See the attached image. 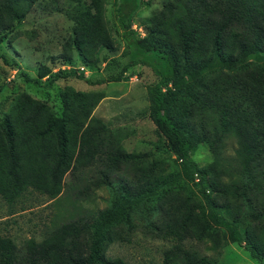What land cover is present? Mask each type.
Returning a JSON list of instances; mask_svg holds the SVG:
<instances>
[{"label":"trees","instance_id":"obj_1","mask_svg":"<svg viewBox=\"0 0 264 264\" xmlns=\"http://www.w3.org/2000/svg\"><path fill=\"white\" fill-rule=\"evenodd\" d=\"M71 1L66 15L75 24L73 44L89 62L99 56V50L112 46L98 4L91 12L84 0ZM35 2L0 0V38L24 19ZM141 5L142 0L117 2L116 21L126 62L116 75L91 81L75 70H59L46 85L74 78L93 86L119 82L136 65L151 69L157 81L146 88L149 118L180 170L190 167L197 174L194 194L201 201L200 215L193 213L189 203L184 204V212L179 211L180 229L174 228L177 242L164 252L163 263H216L215 258L184 247L181 240L189 227L196 229L197 238L205 240L212 252H218L223 243L244 242L250 256L264 264V222L254 235L245 232L242 238V216L236 213L228 218L212 198L213 193H221L219 205L231 210L245 194L264 219V0H170L152 15V29L144 37L132 29ZM242 71L247 78L239 76ZM20 76L27 84L40 85L26 72ZM59 97V115L24 94L15 98L0 121L1 198L13 202L34 191L53 200L58 209L63 196L69 202L64 222L42 241L28 240L17 247L0 237V264H124L104 256L112 239L110 231L130 224L131 209L155 195L159 185L153 180L141 182L148 171L143 168L136 170L139 181L128 177L132 169L123 161L129 156L105 123L92 115L100 97L73 90H62ZM227 143L232 145V156L226 163ZM200 144L213 156L212 182L192 160ZM102 153L110 154L109 169L89 179L86 174L94 170L87 167ZM84 170L88 171L84 174ZM67 175L89 179L96 189L114 190L116 202L95 213L84 210L80 203L88 197L89 183L73 186L66 194L62 181ZM180 180L178 173L162 189ZM202 216L204 227L200 226Z\"/></svg>","mask_w":264,"mask_h":264},{"label":"rangeland","instance_id":"obj_2","mask_svg":"<svg viewBox=\"0 0 264 264\" xmlns=\"http://www.w3.org/2000/svg\"><path fill=\"white\" fill-rule=\"evenodd\" d=\"M84 1L86 6H90L91 12H94V6L98 4L100 20L107 31L112 49L99 50V56L95 55L87 62L73 44L75 24L66 15L73 6L72 1L36 0L24 19L15 23L0 38V121L7 116L15 98L24 94L47 104L54 115L61 112L59 92L62 90L100 97L92 115L105 123L129 156L123 161L132 169L128 177H134L133 182L139 181L135 180L138 175L136 170L143 168L148 171L146 179L141 182L153 180L152 182L159 185L155 195L131 209L130 224L119 225L110 231L112 239L105 247L104 256L108 260H121L124 264H164V252L172 249L177 242L174 228L180 229V212L185 211L184 204L189 203L193 213L200 215L197 208L201 201L194 194L198 191L195 186L198 181L197 174L190 167L185 171L180 170L165 139L149 118L146 88L155 83L157 78L148 67L136 65L119 82H103L90 86L83 81L68 78L56 81L53 86L46 85L59 70H75L91 81H105L116 75L126 62L122 57L125 43L116 21L118 0ZM168 1L170 0H142L132 27L137 36L144 37L149 34L152 29V15L161 11ZM20 72L36 78L40 85L25 83ZM239 76L247 78L244 71ZM230 156L232 145L227 143L226 163ZM109 157V153L94 157V164L87 167L94 170V173L86 174L89 179H97L109 169ZM192 160L200 171L207 174L209 182H212L213 156L209 149L200 144L192 154ZM86 171L88 170L82 173ZM178 173L181 174V180L162 189L163 183L172 180ZM74 178L72 175L63 178V191L68 194L73 186L89 183V188L85 190L88 197L80 203L84 210L95 213L116 202L114 190L105 187L96 189L89 179L85 181ZM219 194L213 193L212 198L228 218L236 213L239 218L242 216L239 229L241 237L244 238L245 232L254 235L258 225L264 222L256 204L242 194L230 210L226 205H219L222 204ZM62 198V207L58 209L53 200L50 201L45 195L34 191L24 193L13 202L0 196V237L10 239L17 247H21L28 240L42 241L58 223L64 222L69 202L66 196ZM201 220L200 226L204 227L203 216ZM187 229L181 240L184 247L200 256L215 258V264H260L245 250L244 242L223 243L218 252H212L205 240L200 241L197 238L196 229ZM218 231L222 233V230Z\"/></svg>","mask_w":264,"mask_h":264}]
</instances>
